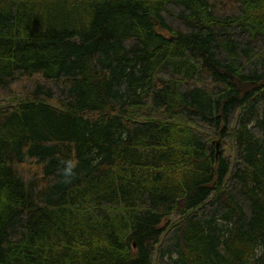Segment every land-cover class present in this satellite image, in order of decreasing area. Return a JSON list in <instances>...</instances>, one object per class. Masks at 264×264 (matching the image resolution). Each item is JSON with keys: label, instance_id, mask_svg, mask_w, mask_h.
I'll return each instance as SVG.
<instances>
[{"label": "trees", "instance_id": "trees-1", "mask_svg": "<svg viewBox=\"0 0 264 264\" xmlns=\"http://www.w3.org/2000/svg\"><path fill=\"white\" fill-rule=\"evenodd\" d=\"M0 264H264V0H0Z\"/></svg>", "mask_w": 264, "mask_h": 264}, {"label": "rangeland", "instance_id": "rangeland-1", "mask_svg": "<svg viewBox=\"0 0 264 264\" xmlns=\"http://www.w3.org/2000/svg\"><path fill=\"white\" fill-rule=\"evenodd\" d=\"M12 103H14V102H12ZM220 147V145L218 146V148ZM228 153L230 154V155H233L234 154V152H233V148H232V146H231V144L229 145V151H228ZM179 219V213H175V214H173L172 216H170L169 217V221H177Z\"/></svg>", "mask_w": 264, "mask_h": 264}, {"label": "clouds", "instance_id": "clouds-1", "mask_svg": "<svg viewBox=\"0 0 264 264\" xmlns=\"http://www.w3.org/2000/svg\"><path fill=\"white\" fill-rule=\"evenodd\" d=\"M71 173V165H69L68 169L66 170V175H70Z\"/></svg>", "mask_w": 264, "mask_h": 264}, {"label": "water", "instance_id": "water-1", "mask_svg": "<svg viewBox=\"0 0 264 264\" xmlns=\"http://www.w3.org/2000/svg\"><path fill=\"white\" fill-rule=\"evenodd\" d=\"M219 146V145H218Z\"/></svg>", "mask_w": 264, "mask_h": 264}]
</instances>
